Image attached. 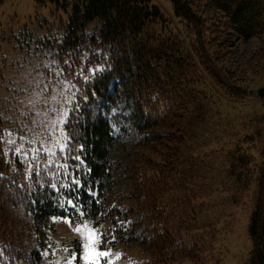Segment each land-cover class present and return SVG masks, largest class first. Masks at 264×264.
I'll return each instance as SVG.
<instances>
[{
    "label": "trees",
    "instance_id": "trees-1",
    "mask_svg": "<svg viewBox=\"0 0 264 264\" xmlns=\"http://www.w3.org/2000/svg\"><path fill=\"white\" fill-rule=\"evenodd\" d=\"M37 1L68 12L63 36L51 46L69 88L62 122L52 129L58 137L36 128L24 139V124L0 115V264H54L57 218L98 225L109 212L116 215L114 241L147 243L144 264L197 263L199 240L167 230L164 185L187 139L188 102L199 93L194 85L207 72L209 48L218 53L237 40L264 38V0H171L173 18L152 0ZM202 84L211 89L208 80ZM208 91L198 100L221 95ZM256 95L264 105V87ZM127 128L136 132L137 150L127 176L131 194L121 196L122 163L111 151ZM151 166L159 172L150 173ZM258 173L248 264H264V138ZM126 199L134 206L124 211ZM73 243L79 253L80 239Z\"/></svg>",
    "mask_w": 264,
    "mask_h": 264
},
{
    "label": "rangeland",
    "instance_id": "rangeland-1",
    "mask_svg": "<svg viewBox=\"0 0 264 264\" xmlns=\"http://www.w3.org/2000/svg\"><path fill=\"white\" fill-rule=\"evenodd\" d=\"M152 2L173 18L171 0ZM67 19L68 12L50 2L0 0V115L4 123L24 124V139L33 137L36 128L54 133L52 129L65 114V108L59 106H66L63 93L69 87L61 80L51 43L54 37L63 36ZM215 50L209 48L207 72L201 85H194L199 93L188 102L187 139L164 185L162 213L167 230L183 238L193 234L200 244L197 263L177 259L174 264H248L253 245L248 229L264 138V105L256 95L264 87V38L237 40L218 53ZM205 80L212 84L211 89L202 84ZM216 88L221 95H215L213 102L198 100ZM15 138L16 134L11 140ZM122 139L111 154L121 160L124 173L118 193L127 196L132 182L128 172L136 161L135 130L127 128ZM148 154L154 162L160 161L156 152ZM136 164L142 166L141 161ZM149 169L159 172L156 167ZM103 200L107 203L108 199ZM125 203L124 211L134 206L130 199ZM115 216L110 212L98 216V225L86 218H57L54 264H78L79 258L83 264H144L146 242L137 239L128 246L114 241ZM141 228L134 230L138 238ZM77 239L82 244L79 253L73 247Z\"/></svg>",
    "mask_w": 264,
    "mask_h": 264
}]
</instances>
